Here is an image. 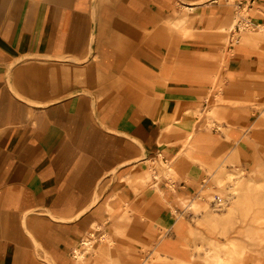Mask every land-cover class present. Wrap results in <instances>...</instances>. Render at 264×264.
Instances as JSON below:
<instances>
[{"label":"crops","instance_id":"obj_1","mask_svg":"<svg viewBox=\"0 0 264 264\" xmlns=\"http://www.w3.org/2000/svg\"><path fill=\"white\" fill-rule=\"evenodd\" d=\"M232 9L0 0V264H264L263 204L191 212L264 168V39L225 46Z\"/></svg>","mask_w":264,"mask_h":264},{"label":"rangeland","instance_id":"obj_2","mask_svg":"<svg viewBox=\"0 0 264 264\" xmlns=\"http://www.w3.org/2000/svg\"><path fill=\"white\" fill-rule=\"evenodd\" d=\"M230 3H231V7L233 8V15H232V19L230 18L229 21H228V27L225 29V38H223V42L225 43V46H228L229 45V41H228V35H229V31L231 28L234 27L235 25V21H236V15L234 17V7L232 6L233 5V2L235 0H229ZM237 1L236 0V4H237ZM181 6V4H180ZM236 8V7H235ZM237 9V8H236ZM185 11H190V9L188 8H184ZM237 11V10H236ZM250 13L252 11H249ZM253 22L255 23L254 24V27L252 29H249L247 31H244V32H241L239 34L240 36V41H244L245 40V35H252L256 38H261L262 40L264 39V26L262 25L263 22L261 20H253ZM225 26V25H224ZM227 26V25H226ZM245 34V35H244ZM242 39V40H241ZM223 85V84H222ZM222 87V86H221ZM220 91L218 92L219 95L220 93H222L221 91V88H219ZM199 117V120L202 118V115L199 113L197 115ZM221 171H224V169H222ZM259 173L258 175V179H256L254 176H255V171H250V173L245 170L243 171H238V172H234L236 173V175H231V176H228L226 179H223V182L221 183H218L217 182V187L218 189L214 190L213 188L212 189H208L206 187H204L202 190H201V198L203 199H209L211 201L207 202L203 207L201 208H192L191 212L194 211V213L196 212H199V210H205L206 212L210 211V212H221L223 213L224 211L226 210H229V209H232L233 207V204H234V200L235 198H238V196L236 195H233L234 193V190H233V185L235 183L236 180H239L240 181V184L241 182H246V179H245V176L247 175L248 177H251L249 178L250 179V182H248V191L251 193V195H253V199H256L257 196H261V195H264V168L257 171ZM236 188L238 190L241 189V186L240 185H236ZM260 199V198H258ZM251 205H256V203L258 205H261L263 204L264 205V201L262 202H256L255 200H252L251 202ZM87 250V249H85ZM91 254L95 255V249H91L90 250ZM145 257V256H144ZM143 257L141 263L145 260ZM151 263L152 260H151ZM208 263H211V264H217L214 259H212L211 261H208Z\"/></svg>","mask_w":264,"mask_h":264},{"label":"bare ground","instance_id":"obj_3","mask_svg":"<svg viewBox=\"0 0 264 264\" xmlns=\"http://www.w3.org/2000/svg\"><path fill=\"white\" fill-rule=\"evenodd\" d=\"M187 8H189V7H187ZM189 9H191V8H189ZM253 13H254V10H253ZM255 13H256V11H255ZM257 13L259 15H264V9H258ZM262 25L264 26V23ZM247 36L248 35H245V40L242 43H246V42L252 43L253 39L252 38H248ZM250 37H251V35H250ZM220 109H221V107H219V105H218L216 107H211L208 111L211 113L212 117L220 119L221 118L220 117V112H219ZM261 112H262V115L264 116V110H262ZM192 125L193 124H191L190 122H185L184 123L185 127H192ZM208 125L210 127H212L214 125L212 120H208ZM218 126L220 128H222L221 125H218ZM189 140L191 141L192 139L190 138ZM192 147H193V145L189 144V148H188L185 156L191 157V153L190 152L192 151ZM174 173H175V170H173L172 167L169 165L168 169L165 172V176H173ZM223 178H224L223 176L217 177V182L218 183L223 182ZM248 181L250 182V180H248ZM237 184L241 186L240 190H238L236 188ZM208 189H211V187L209 186ZM233 190H234L233 195H235V196L237 195L238 197L241 196V200H242V201L234 202V204L232 206L233 208L234 207H237V208H239V207H242V208L243 207H247L248 209L252 208V205L250 203V200L252 199V197H251V193L248 191V182H243V183L241 182V184H240V181L236 180L234 185H233ZM94 204H95V202H93V205ZM192 208H194V209L195 208H199V205L197 203H193L192 204ZM101 241H111V239H110V237L107 234H104L101 237ZM86 246L89 248V247L92 246V244L90 242H87ZM236 252L239 253V251H236ZM75 254H76L75 255L76 256L75 257L76 258V264H79V262L83 261V259L85 258L86 252H80L79 250H76ZM214 259H215V262L217 264H224L225 263V260L220 258L218 255ZM151 260H152V262L157 261L155 257H150V259H149V261H150L149 263L150 264H152ZM186 264H190V263H186Z\"/></svg>","mask_w":264,"mask_h":264},{"label":"built area","instance_id":"obj_4","mask_svg":"<svg viewBox=\"0 0 264 264\" xmlns=\"http://www.w3.org/2000/svg\"><path fill=\"white\" fill-rule=\"evenodd\" d=\"M256 0H238L236 4V21L228 35L229 47H234L239 43L241 32L247 31L254 27V22L249 11L255 5Z\"/></svg>","mask_w":264,"mask_h":264}]
</instances>
